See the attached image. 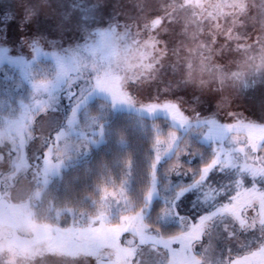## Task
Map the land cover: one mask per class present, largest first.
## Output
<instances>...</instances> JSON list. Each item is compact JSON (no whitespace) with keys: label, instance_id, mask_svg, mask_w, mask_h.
Listing matches in <instances>:
<instances>
[{"label":"clouds","instance_id":"clouds-1","mask_svg":"<svg viewBox=\"0 0 264 264\" xmlns=\"http://www.w3.org/2000/svg\"><path fill=\"white\" fill-rule=\"evenodd\" d=\"M109 3L110 0H105L106 7ZM21 7L23 11L26 7L34 9L27 21L40 15L39 0H26ZM172 24L180 25L174 42L173 28L169 26ZM92 27L122 31L127 37L112 63L101 64L81 55V51L89 50L87 36H84L82 41L65 44L69 56L52 53L56 57L54 70L33 82L25 96L13 97L6 86L0 89L6 105L5 114L0 115V170L5 176L15 178L0 185V264H52L53 261L61 264H93L94 261V264H101L102 249L106 257L104 264H116L111 246L105 248L85 225H81L77 232L75 227L68 228V223L62 219L59 223L60 226L64 224L61 227L66 231L53 228L50 233L35 234L29 233L27 227L29 221L39 220L45 210L36 204L42 191L38 186L39 178L42 173L46 174L48 161L53 155L60 154L59 138L64 127L55 130L50 127L59 101L62 97L68 98L71 109L67 120H75L77 112L98 88L102 76L118 78L122 92L133 104L141 103L139 93L149 86L162 88L168 93L187 90L190 101L179 95L164 97L168 103L176 104L186 122L203 119L205 116L196 108L207 101L215 109L209 116L223 117V124L227 127L235 128L238 123L245 122L264 129V123L236 108L239 100L229 88V82L232 89L238 87L241 75L229 70L232 55L243 56L245 63L249 59L259 60L264 66V0H170L163 10L142 13L134 30L133 25L112 15L106 23ZM249 27L255 35L248 31ZM21 39L26 52H18L20 61L29 53L35 59L43 47L41 38ZM0 52H11V45L0 41ZM7 71L8 65L5 64V79ZM36 93L47 98H38ZM237 140H243V149L236 151H243L249 161L243 166V175L236 173L226 177L220 173L215 182L199 181L197 186L200 189L198 201H203L204 205L210 204L213 194H226L229 187L235 188L236 194L227 197V203L221 196L210 204L207 211H200L193 218L181 214L178 203L181 198H177V194L183 197L190 191V183L172 186L168 198L175 200L171 209L173 217H186L188 222V226H182L183 230L176 235H167L169 227L158 221L161 209L155 220L148 215L151 204L148 201L152 196L145 195L144 204L135 217L141 222V230L127 229L131 238L121 245L130 253L124 257V264H239L231 255V246L241 247L249 240H255V247L246 249L244 259L247 264H264V139L249 144L246 137L238 134ZM185 150L180 148L177 155ZM32 156L44 167L38 165L39 170L32 169L37 184L30 185L19 179L20 165L17 161H23L25 157L31 159ZM180 161L181 158L176 159L167 171L180 172ZM214 167L217 164L212 165ZM249 179L251 185L245 187ZM226 205L235 206L238 213L233 215L222 211ZM47 211L50 213L52 209ZM189 217L196 223H190ZM47 222L54 223L52 220ZM194 226H198L197 236L184 239L179 235L191 232ZM20 233L30 235L31 239H22ZM173 238L181 240L179 250L169 248ZM161 246L168 249L166 255ZM22 247L27 251H22Z\"/></svg>","mask_w":264,"mask_h":264},{"label":"rangeland","instance_id":"rangeland-1","mask_svg":"<svg viewBox=\"0 0 264 264\" xmlns=\"http://www.w3.org/2000/svg\"><path fill=\"white\" fill-rule=\"evenodd\" d=\"M142 1L143 2L136 4L134 7L132 5L133 8L131 7L125 11H109L101 7V10H98L96 15H90L88 14L90 10L95 11V6H98L101 0H48V4L51 6L53 5L55 10L57 9L58 14H63V19L58 23L65 28L72 26V28L69 29L70 31L68 34H63L60 30L61 28L59 26L57 27V25L48 27L35 22L27 21L30 18L24 19L25 17H31V14L34 11L31 7H26L25 11H23L21 5L26 2L21 4V0H0V41L11 45V52H0V72H2V82H4L3 86L9 84L14 86L15 90L19 91L22 84H24L26 88L30 90L33 82L39 81L40 76L54 70L56 57H54L52 53L55 51L58 56H69L70 53L65 49V44H70L77 40L82 41L84 36H87L89 50L87 52L81 51V55H85L89 59H95L101 64L112 63L116 56L121 52L123 43L127 37L122 31L115 32L112 30H100L93 28L92 26L106 23L107 19L112 15L114 18L122 19L127 24L133 25L134 30V26L139 23L142 13L147 12L148 14H151L153 11L163 10V6L170 3V0ZM16 5L17 8H13V6ZM49 5L47 6L49 7ZM103 5L104 3H102V6ZM59 6L61 7V10ZM41 10L42 6L40 5V12L42 13ZM15 13H17L18 16H16ZM180 15H183V13H180ZM169 26L173 28L172 37L174 42L175 38H177L176 30L180 25L172 24ZM74 27L75 29H73ZM42 29L47 30L43 31ZM248 31L252 32V35H255L251 27H249ZM22 37H24L25 40H29L32 37L41 38L40 44L43 45V47L40 50V54L37 55L35 59L32 58L33 54L29 53L22 61H20L18 52H26V49L22 46ZM220 39L221 41L223 40L222 37ZM49 41H54V43H49ZM230 60L229 70H235L241 74L239 80L237 81V88L232 89L231 82H229V88L237 95L239 100L236 108L243 111L252 119L260 123H264V66L260 65L259 60L254 62L249 59L245 63L243 56L235 54L230 57ZM5 64L8 65L7 79H5L4 72ZM36 95L38 98L41 96L42 98H47L46 95L40 93H36ZM139 95L141 96V103H129L127 95L123 93L120 88L118 78L114 76H102L100 78L98 88L93 90L84 105L86 108L81 112L83 119V123H81V125L80 121L78 122L76 118L73 121L67 120L71 105L67 97H62L59 101L58 108L54 112V117L50 123V127L55 130L60 126H64V137L61 139V142H59L60 154L53 155V157L48 161L46 173H53L58 170L63 162L70 159L72 160L87 153L90 148L89 139L92 133L98 132L97 136L100 137L99 129L94 130L93 127L90 128L92 126L91 124H93V122H91L92 115L88 114V117L86 116L88 113L87 108L91 106L88 101L92 99L94 100L95 97L99 98V100L94 101L100 111H102L108 104L114 109L124 108L134 111L140 115L142 114L149 117H164L171 125V128H168L164 134L160 135L161 140L157 141L155 138L154 146L159 155L167 156L170 154V152L174 149L177 139L180 137L179 135L189 136L194 134L201 142L205 144L211 143L213 155L209 158L207 164L211 163L214 158L217 159V157L218 162L217 167H214L212 170V172H214V176L211 177L209 175V178L211 177L210 179L213 181L206 178L207 183L215 182L221 175L220 173H223L226 177H231L236 173L243 175V166L246 163H249V161L244 156L243 151H236V149H243V140H237L238 134L246 137L249 144H252L257 140L264 139V129L258 127L257 124L241 122L233 128L227 127L223 124V117L215 118L213 116H209V114L213 113L215 109L214 105L207 101L200 103L196 108L201 115L205 116L203 119L189 122L185 121L184 123H181L180 120L174 118L166 109L158 108L149 112L145 107V105L148 104L163 105L168 103L164 97L169 95L185 96V98L190 101V96L188 95L187 90L168 93L162 88L160 89L155 86H149L142 89ZM12 107L14 108L16 106L12 105ZM5 112V97L0 96V115L5 114ZM85 116L87 118H85ZM156 124L161 126L159 123ZM78 126H80V130L82 128V134L76 138L75 136H72L73 131L70 128L78 130ZM161 131L162 128L157 127V132ZM221 132L223 133L222 135L220 134ZM170 133L175 134V139L170 137ZM188 138L189 137H185L183 140L186 141ZM17 164L20 165L19 179L24 180L26 184H37V181L33 179L34 173L32 169L37 168V170H39L37 167L38 165L40 168L44 166L40 165V162L36 159V157L32 156L31 159L25 157L23 161L18 160ZM27 165H31V167H28ZM180 173L181 174L179 175L175 173V180L177 179L178 181L173 182L168 180L164 185L162 184L160 186V189L157 187V192L153 195V197L160 195L162 198L167 199L170 195V185L173 186L174 183L176 184L177 182L184 180L183 178H190L193 175L192 173L187 174L182 171H180ZM45 176V173L41 174L39 184L44 180ZM198 178L199 176L195 178V180ZM12 180H15V178L5 176L3 170H0V185L6 182H11ZM190 180L191 181L189 183H192L193 176ZM250 185L251 180L249 179L246 181L245 187H250ZM192 190H195L196 193L187 192L191 194V201L195 198L198 200V193L200 191L199 187ZM236 191L237 190L235 188L229 187L226 194L221 193L219 196L213 194L214 198L209 203L214 204L221 196L224 197L223 202L227 203V197L235 195ZM101 198L102 204L98 206L95 214L89 217V220L82 225H85L90 232L103 243L105 248L109 245L111 246V251L115 257L116 264H124V257L130 253L128 249L121 247V245H123L126 239L131 238L130 234L126 231L127 229H135L137 232L141 230V222L135 219L136 214L141 208L133 211H127V208L123 206V202H126V198H128V196H126L122 190L115 191L114 189L107 188L106 190L101 191ZM200 204L204 211H207L211 207L210 204L204 205L203 201H201ZM122 210L124 212H122ZM210 210L215 209L211 208ZM180 211L182 215H186L185 212H183V209H180ZM194 211L199 210L198 208H192L191 212ZM193 218L189 217L188 221L195 224L196 220ZM167 223L174 222H172V218H169ZM176 225L177 227L173 229V233H170L169 235H176L183 230L182 226L178 224ZM80 226L81 225L71 223L68 225V228L75 227L76 231L79 232L81 230ZM27 227L29 229V233L32 234L40 232L50 233L53 228L61 232L66 231V229L60 227L58 223H48L47 221L37 222L31 220L28 222ZM122 233L124 234L121 237ZM179 235L184 239L188 238L186 233H180ZM20 236L25 240L31 239L30 235L26 236L24 233H20ZM12 243L15 244V242ZM180 246V239L173 238L169 242L170 249L179 250ZM254 247L255 240L246 241L241 247H237L233 244L231 246V255L239 261V264H247V261L244 259L247 256L246 249ZM21 250L27 251V248L22 247ZM161 250L165 253L168 252V249H164L162 246ZM101 251L102 254L99 259L101 260V264H104L106 260V257L103 255L104 249ZM197 251H199V248H197ZM52 264H61V262L53 261Z\"/></svg>","mask_w":264,"mask_h":264},{"label":"trees","instance_id":"trees-1","mask_svg":"<svg viewBox=\"0 0 264 264\" xmlns=\"http://www.w3.org/2000/svg\"><path fill=\"white\" fill-rule=\"evenodd\" d=\"M23 2H26V0H21V4ZM141 2L143 1L110 0L109 7H106L105 0H101L99 5L95 6L96 10H90L88 14L96 15L98 10H101V7L109 11H125L131 8L132 5L134 7ZM39 3L42 6V13L40 12V15L30 22L48 27L57 25V27L61 28L60 30L63 34H68L72 26L65 28L58 23L63 19V14H58L57 9L55 10L53 5L48 4V0H39ZM102 3H104L103 6ZM13 8H17V5L13 6ZM59 8L61 10L60 6ZM15 15L18 16L17 13ZM42 30L45 31L47 29ZM3 84L2 72H0V89L5 87ZM6 86L7 91L16 98L23 97L28 93V89L24 84H22L19 91L9 84H6ZM94 100H99V98L95 97ZM94 100L88 101L91 106L87 108L88 113L86 116L88 114L92 115L91 122L93 124H91L90 128L99 129L100 137L97 136L98 132L92 133L89 139L90 148L87 153L63 162L58 170L53 173H46L44 180L38 184L42 191L40 199L36 201V204L45 210L41 212L39 220L33 221L52 220L60 226L59 222L63 219L68 225L71 223L82 225L89 220V217L95 214L98 206L102 204L101 191L107 188L115 191L122 190L128 196L126 202H123V206L127 208V211L137 210L143 206L144 196L152 182V164L157 157V149L154 146L155 138L164 134L168 128H171V125L164 117L140 115L124 108L114 109L108 104L100 111ZM85 108L83 106L77 112L76 120L80 121V125L83 123L81 112ZM86 116L85 118L88 117ZM156 123L161 124V126ZM157 127H161L162 131L157 132ZM70 129L74 133L71 132L72 136L76 138L82 134L80 126H78V130L75 128ZM63 133L59 138V142L64 137ZM179 136L173 151L167 156L160 155L157 166V175L159 177H157V187L159 189L168 180L178 181L177 179L175 180L174 172L169 173L167 171L168 167L176 159L181 158L182 168L180 171L187 174L192 173L194 181L199 176L201 167L206 165L209 158L213 155L211 143L205 144L201 142L194 134ZM185 137L189 138L185 141L183 140ZM180 148H185L186 150L178 156L177 153ZM189 169L192 171H189ZM213 174L214 172L211 171L209 175L212 177L214 176ZM192 176L190 178L185 177L183 178L184 180L177 183H189ZM169 188L171 194L172 186L170 185ZM189 192L196 193L195 190H190ZM190 193L181 197L178 203L180 204V209H183L186 215L194 217L204 210L196 198L191 201ZM165 200L160 195L152 198L148 215L152 216L153 220H155L159 209L164 207ZM48 208L52 209L50 213L47 211ZM192 208H198L199 211L191 212ZM122 212L124 211L122 210ZM61 226H64V224L62 223ZM167 226L169 227L166 231L167 235L173 233V229L177 227L175 223H167Z\"/></svg>","mask_w":264,"mask_h":264},{"label":"snow or ice","instance_id":"snow-or-ice-1","mask_svg":"<svg viewBox=\"0 0 264 264\" xmlns=\"http://www.w3.org/2000/svg\"><path fill=\"white\" fill-rule=\"evenodd\" d=\"M30 17H25L24 19H29ZM129 103H131V101H129ZM145 107L147 108V110L149 112H152L153 109H158V108H163L166 109L168 112H170L172 114V116L174 118H176L177 120H180L181 123L185 122V117L183 115V113L178 109V107L176 106V104L174 103H165L163 105H158V104H148L145 105ZM75 116V113L73 114ZM221 135L223 134L222 132L220 133ZM170 137H175L174 133H170ZM157 141L161 140L160 136L156 137ZM160 160V155L159 153H157V157L156 159L153 161L152 164V185L149 188V190L146 192V196L151 194V196L153 197V195L157 192V166H158V162ZM217 164V159L214 158L211 163L206 164L205 166H203L200 170H199V178L196 179L195 181H193L192 183L189 184L188 186V190H192V189H196L199 181H203L204 183H207L206 178H209V169L211 168V171L214 169L212 168V165ZM176 174H181L180 172H175ZM195 174V173H194ZM200 187H202L203 185H199ZM182 194H177V198H181ZM148 203H151V200L148 201ZM175 206V200L174 199H170L167 198L164 202V207L161 208V213L158 216V221L162 224V225H167V222L169 221V218H172V222L183 226V227H187L188 226V222H187V218L186 217H173V214L171 212V209ZM222 211H228L230 213H232L233 215L238 213V209L233 206V205H226ZM198 226H194L193 230L189 233H187V236L189 238H193L195 236H197L199 234V232L196 230ZM167 253H165L166 255Z\"/></svg>","mask_w":264,"mask_h":264}]
</instances>
